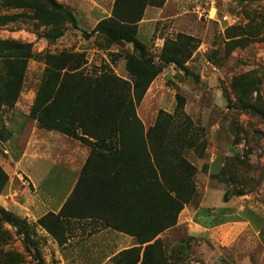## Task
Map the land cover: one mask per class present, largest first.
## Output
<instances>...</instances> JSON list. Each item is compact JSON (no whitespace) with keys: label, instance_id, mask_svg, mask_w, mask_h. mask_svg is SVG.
Segmentation results:
<instances>
[{"label":"rangeland","instance_id":"obj_1","mask_svg":"<svg viewBox=\"0 0 264 264\" xmlns=\"http://www.w3.org/2000/svg\"><path fill=\"white\" fill-rule=\"evenodd\" d=\"M57 1L76 20L61 26L59 38L52 37L53 26L30 18L31 11L0 0V16L26 13L0 26V40L28 43L33 51L17 104L0 109V168L8 177L0 211L20 217V188L33 190L21 176L20 159L27 135L39 129L30 112L51 68L48 56L83 53L86 77L114 75L129 88L134 78L127 62L134 56L162 70L135 107L138 119L147 132L162 115L156 134L179 152L182 146L181 156L196 170L192 199L177 225L160 236L175 256L173 264H264V0H166L160 8L147 7L138 25L142 52L93 32L111 16L114 0ZM182 43L185 52L166 63L165 48L171 54L173 45ZM1 68L0 61V74ZM61 138L59 155L79 146L91 149ZM64 222L70 242L63 247L38 224L30 225L39 258L18 226L1 221L0 264H111L120 247L101 236L100 222Z\"/></svg>","mask_w":264,"mask_h":264},{"label":"trees","instance_id":"obj_2","mask_svg":"<svg viewBox=\"0 0 264 264\" xmlns=\"http://www.w3.org/2000/svg\"><path fill=\"white\" fill-rule=\"evenodd\" d=\"M166 0H114L112 14L101 20L94 33L112 44H132L140 52L138 25L147 7L160 8ZM5 5L31 11L39 25L53 26L52 37L64 35L65 22L76 23L73 14L57 0H5ZM26 13L0 16V26L16 22ZM76 25V24H75ZM185 43L174 44L171 54L164 50L166 63L176 62L175 54L185 52ZM32 45L15 40H0V109L14 107L19 99ZM51 68L41 81L31 115L38 128L58 132L91 148V155L72 196L58 214L48 213L37 224L59 247L67 244L65 220L96 217L106 227L135 237L138 246L123 250L112 264H173L175 256L160 235L175 227L185 205L195 193L192 182L195 168L180 152L165 144L156 130L147 132L136 115L151 80L162 70L130 56L127 70L134 78L129 84L114 75L86 77L83 53L62 52L48 56ZM133 92V95H131ZM181 108L182 98L177 96ZM96 160V161H95ZM92 168V171L90 170ZM181 172L186 175L177 176ZM92 172V173H91ZM8 177L0 168V192ZM90 202L82 205L83 201ZM1 221L18 226L36 253L39 248L28 221L0 211ZM28 242V243H29ZM40 258V254H38Z\"/></svg>","mask_w":264,"mask_h":264},{"label":"crops","instance_id":"obj_3","mask_svg":"<svg viewBox=\"0 0 264 264\" xmlns=\"http://www.w3.org/2000/svg\"><path fill=\"white\" fill-rule=\"evenodd\" d=\"M6 126H9L8 121H6ZM34 129L29 136L27 135L26 149L20 159V165L23 169V175L21 176L29 180V185H32L33 190L31 194H28L27 186L23 190L21 186L20 193L24 195V199L22 200L20 212L17 214L22 218H26L31 226L37 224L38 220L48 213L58 214L61 211L76 189L91 155V149L88 150L81 146L76 147L73 151H67V156L59 155V147H57L56 142L62 140L63 138L61 137L65 135L40 128ZM16 134L15 138H21V136H16ZM61 165L64 166L61 167ZM90 170L92 171V168ZM82 203V205L86 206L90 202L85 200ZM84 220L100 222L102 224L101 236L104 233L103 236L111 239L109 241L111 246L120 247V250L113 254L110 260L119 252L138 246V241L135 237L106 227L99 218L67 219V221L74 222ZM164 233L161 235H164ZM67 239L69 245V234H67Z\"/></svg>","mask_w":264,"mask_h":264}]
</instances>
